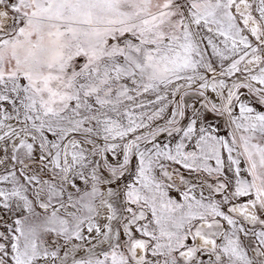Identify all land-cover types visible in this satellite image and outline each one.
Instances as JSON below:
<instances>
[{"label": "snow or ice", "instance_id": "1", "mask_svg": "<svg viewBox=\"0 0 264 264\" xmlns=\"http://www.w3.org/2000/svg\"><path fill=\"white\" fill-rule=\"evenodd\" d=\"M0 264H264V0H0Z\"/></svg>", "mask_w": 264, "mask_h": 264}]
</instances>
